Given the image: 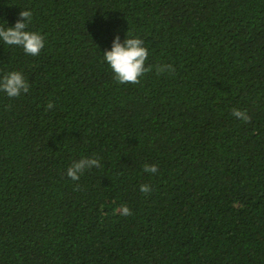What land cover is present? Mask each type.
I'll return each instance as SVG.
<instances>
[{
	"label": "trees",
	"instance_id": "trees-1",
	"mask_svg": "<svg viewBox=\"0 0 264 264\" xmlns=\"http://www.w3.org/2000/svg\"><path fill=\"white\" fill-rule=\"evenodd\" d=\"M24 9L45 46L0 41L30 84L0 92V264H264V0H0V26ZM127 32L175 73L118 83Z\"/></svg>",
	"mask_w": 264,
	"mask_h": 264
},
{
	"label": "clouds",
	"instance_id": "clouds-1",
	"mask_svg": "<svg viewBox=\"0 0 264 264\" xmlns=\"http://www.w3.org/2000/svg\"><path fill=\"white\" fill-rule=\"evenodd\" d=\"M19 16L20 19L17 20L14 26H0V41H3L6 45L20 46L28 55L38 56L45 46V37L39 32L27 30L33 16L30 10L24 9L19 13ZM148 56L149 51L145 46V41L138 36H129L127 32L123 42H121L119 35L115 37L112 48L104 52L103 59L114 73V79L120 84L140 83L141 77L151 72L153 67L158 75L175 73L176 69L172 64L165 63L146 66ZM29 88V82L20 71L8 72L0 78V92H5L8 97H19L22 93H27ZM54 106V103L50 101L47 107L51 109ZM232 115L245 123H250L252 120V117L246 110L242 111L235 108L232 111ZM100 166L101 158L85 156L71 163L67 168V176L73 181H78L87 170L99 168ZM143 170L156 174L159 171V166L155 163H145ZM79 187L77 184L76 189L78 190ZM140 191L141 193L150 195L153 189L149 184H142L140 185ZM119 214L130 216L133 213L125 204L120 207Z\"/></svg>",
	"mask_w": 264,
	"mask_h": 264
}]
</instances>
